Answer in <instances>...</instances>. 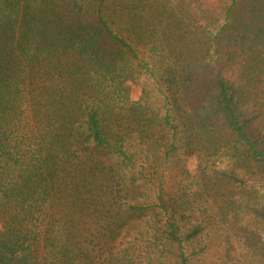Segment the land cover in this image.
<instances>
[{
  "label": "trees",
  "instance_id": "obj_1",
  "mask_svg": "<svg viewBox=\"0 0 264 264\" xmlns=\"http://www.w3.org/2000/svg\"><path fill=\"white\" fill-rule=\"evenodd\" d=\"M179 3L189 10L168 0H0V264H115L121 207L125 215L143 209L141 188L153 187L155 173L147 178L140 166L123 183L111 157L144 163L142 149L129 153L124 142L171 147L181 121L168 112L158 122L143 97L129 99V83L141 75L174 90L177 111L193 99L205 106L190 122L192 136L223 124L264 179L257 114L243 112L242 89L220 74L221 64L259 55L264 12L255 9L261 19L245 23L238 0H226L214 18L204 0ZM157 200L175 264H191L184 243L201 221L185 230L176 200ZM255 213L264 215V206Z\"/></svg>",
  "mask_w": 264,
  "mask_h": 264
},
{
  "label": "rangeland",
  "instance_id": "obj_2",
  "mask_svg": "<svg viewBox=\"0 0 264 264\" xmlns=\"http://www.w3.org/2000/svg\"><path fill=\"white\" fill-rule=\"evenodd\" d=\"M153 1L155 6L159 2L145 0V3L151 5ZM168 1L177 9L179 6L189 10L180 6V0ZM204 2L205 15L214 18L226 0ZM255 9L264 12V0H238V21L258 22L261 18ZM182 47V43L174 44V48ZM142 50L145 52V48ZM255 51L259 53L257 57L249 52L231 63L221 64L220 74L242 89V110L245 114H257L255 129L264 140V76L261 74L264 41L257 45ZM165 65L163 60L162 68ZM211 66L204 64L203 73L209 75ZM166 86L162 84V90L158 89L148 75H141L129 83V99L135 101L143 97L148 114L156 116L158 122H163L168 112L181 121L171 147L164 141L151 152L143 150L144 146L134 137L124 142L129 153L137 154L142 149L136 156L144 163L142 160L134 164L122 161L117 155L111 157L123 176V183L137 174L140 166H143L142 171L147 178L155 173L151 181L153 187L141 188L138 199L143 209L129 212L132 216L129 218L130 215L124 214L128 206L121 207L123 230L115 243L116 253L112 261L115 264H175L170 252L175 245L163 238L167 213L157 206V195L161 194L164 202L175 199L180 205L182 211L177 213V217L183 229L187 230L201 221L200 233L184 243V251L191 264H264V215L255 213L256 208L264 206L261 173L253 161L241 155L235 136L223 124L216 122L217 126L211 131L194 138L189 129L190 122L207 111L206 107L193 99L187 108L177 111L171 101L174 90L168 92ZM162 128L163 125L157 127L155 133ZM223 173H232L243 183L232 182ZM101 261L106 264L103 257Z\"/></svg>",
  "mask_w": 264,
  "mask_h": 264
}]
</instances>
